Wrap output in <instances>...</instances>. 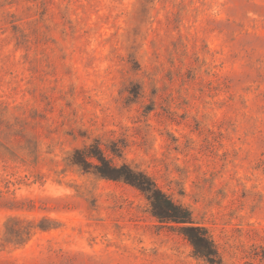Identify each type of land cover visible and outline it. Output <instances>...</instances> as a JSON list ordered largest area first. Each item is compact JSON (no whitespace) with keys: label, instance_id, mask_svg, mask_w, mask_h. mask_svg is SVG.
Returning a JSON list of instances; mask_svg holds the SVG:
<instances>
[{"label":"rangeland","instance_id":"374dc122","mask_svg":"<svg viewBox=\"0 0 264 264\" xmlns=\"http://www.w3.org/2000/svg\"><path fill=\"white\" fill-rule=\"evenodd\" d=\"M0 264H264V0H0Z\"/></svg>","mask_w":264,"mask_h":264},{"label":"trees","instance_id":"16d2710c","mask_svg":"<svg viewBox=\"0 0 264 264\" xmlns=\"http://www.w3.org/2000/svg\"><path fill=\"white\" fill-rule=\"evenodd\" d=\"M96 151L93 152L90 148L84 151L77 150L73 153L71 161L82 169H93L94 174L103 179L122 181L139 190L150 202L158 222L185 226V235L196 253L208 262L214 263L216 252L213 243L205 230L194 227L191 214L187 209L172 202L143 172L134 170L126 164L116 166L102 152L98 149Z\"/></svg>","mask_w":264,"mask_h":264}]
</instances>
